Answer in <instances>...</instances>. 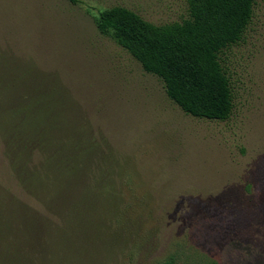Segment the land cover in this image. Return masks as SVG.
<instances>
[{
	"label": "rangeland",
	"instance_id": "374dc122",
	"mask_svg": "<svg viewBox=\"0 0 264 264\" xmlns=\"http://www.w3.org/2000/svg\"><path fill=\"white\" fill-rule=\"evenodd\" d=\"M115 6L154 25L188 17L187 0H0V84L14 69L55 78L71 119L113 150L95 204L97 226L111 230L86 238L96 248L87 264H264V0L221 56L233 96L225 121L183 113L98 33L94 18ZM13 180L0 142V186L15 193Z\"/></svg>",
	"mask_w": 264,
	"mask_h": 264
},
{
	"label": "trees",
	"instance_id": "16d2710c",
	"mask_svg": "<svg viewBox=\"0 0 264 264\" xmlns=\"http://www.w3.org/2000/svg\"><path fill=\"white\" fill-rule=\"evenodd\" d=\"M254 6L255 0H187L188 17L162 25L115 6L94 23L162 82L183 113L225 121L233 96L221 56L243 40ZM17 71L0 84V142L15 183V193L0 186V264H87L96 248L86 238L111 230L97 226L105 213L95 204L113 172L112 147L88 121L71 119L55 78Z\"/></svg>",
	"mask_w": 264,
	"mask_h": 264
}]
</instances>
